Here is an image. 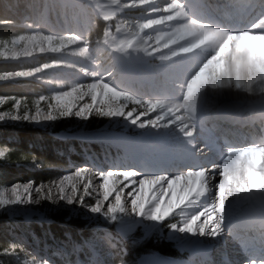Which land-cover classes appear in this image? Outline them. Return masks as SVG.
<instances>
[{"label":"rangeland","instance_id":"obj_1","mask_svg":"<svg viewBox=\"0 0 264 264\" xmlns=\"http://www.w3.org/2000/svg\"><path fill=\"white\" fill-rule=\"evenodd\" d=\"M27 1L23 0V3ZM101 1L32 0L27 13L24 12L25 8L20 10L22 15L20 24L26 30L21 34L0 40V61H20V63L31 64L27 68L22 67L18 71L0 75L1 82L18 85L27 92L22 95H0V123L51 128L55 121L62 119L66 127L53 134L56 138L60 140L73 138L76 141L93 143L92 150L75 153L79 158L81 157L79 166L73 170L74 164H71L72 170H68L69 172L52 184L34 186L16 183L0 190V214L6 215L9 221H6L7 235L12 239L11 246L17 247L21 255H16L15 263L55 264L49 258L53 255L61 260V264H78L69 262L61 253L53 251L55 250L53 246L42 244L43 240L32 233L31 238L28 239L22 232L18 234L17 230L16 232L9 230V227L10 229L14 227L13 223L17 220L48 222L47 215L50 208L64 207L73 211H79L81 208L82 218L92 224L89 231L93 235L85 243L90 251L91 264H113L112 262L116 261L118 256L112 249L113 236L108 231L111 226L118 234L115 237L116 241L135 232L140 233L144 238L151 235L158 239L164 238L174 243L179 251L186 255V259L182 262L195 264L188 246L189 239L182 243L170 240L167 236L171 227L178 226L183 219L184 209L182 208L175 209L167 217L160 215L152 229L138 225L128 233L119 232L118 225L123 217L137 216L138 197L136 187L127 185L124 178V172L131 161L128 157L131 141L122 142L113 139L128 138L125 134L137 136L143 133L126 123L128 115L145 123L147 128L153 127L155 122L160 123L162 112L157 111L158 105L163 100L160 98L176 91L177 88L180 89V95L184 94L187 97L183 99V102L187 106H195L197 108L195 113L205 117L212 115L223 96L234 98L222 100L235 101L241 97L252 96L246 92L247 87L240 74L238 76L241 80L238 76L235 79L232 77L233 81L228 80L231 71L238 72L239 69L242 73L245 71L235 62V59L241 57L244 52L242 50L239 52L234 45L229 53L230 60L226 59L225 55L207 63L208 65L199 75L200 78L198 77L192 84L191 89L187 82L197 71L196 68L186 73L184 68H181V62L178 60L168 62L169 57L164 54L148 60L149 62L139 67L135 74L128 70L130 76L129 78L126 76L129 79L126 82L120 73L121 55L116 46L115 31L120 25L133 27V23L144 20L143 15L149 11V8L144 7L147 9L146 12L145 10L132 12L127 8L114 9V16L104 19L99 15L103 11ZM36 11L40 18L39 25L32 19ZM96 17L115 23L114 27H111L113 23L108 24L104 37L99 42L93 40L95 36L93 39V35L91 36V28L94 25L92 19L95 20ZM39 54L46 60L44 63L39 62L40 58L37 57ZM161 56L164 58L160 59ZM51 58H53L52 61H50ZM104 76L108 78L105 83L109 90L102 93V90H96L93 84L98 81L96 77L101 79ZM204 77L211 79L209 84L203 81ZM253 78H256V75H253ZM224 80L229 84L226 89L223 87ZM210 86L212 88H209ZM208 88L212 94L211 97L215 98H210V94L207 93ZM252 99L261 100L259 96ZM99 113L107 120L105 127L113 131L88 132L85 130L91 115ZM141 150L143 154H148L153 162H158L162 166L155 151L147 147ZM66 151L69 150L64 152ZM120 165L126 168H118ZM176 169L181 174L188 172V168L183 171V167ZM257 173H260L256 177L261 184H257L256 178L252 185L264 191V169ZM107 175L111 178L110 189ZM218 185L219 183L215 186ZM216 189L214 188L213 191L216 192ZM197 229L199 230V227ZM209 240L210 238H207L203 242ZM220 240L219 236L215 243L219 244ZM63 247L61 250L73 253L79 248L75 244L68 248ZM213 250L210 251L211 255ZM196 264L202 263L196 262Z\"/></svg>","mask_w":264,"mask_h":264},{"label":"bare ground","instance_id":"obj_2","mask_svg":"<svg viewBox=\"0 0 264 264\" xmlns=\"http://www.w3.org/2000/svg\"><path fill=\"white\" fill-rule=\"evenodd\" d=\"M200 2L201 0H189V3L186 0H102L100 3L103 11L99 15L104 19H110L114 16V9H132L139 6L149 8V11L143 15L144 20L133 23V27L120 25L115 31V42L121 55L120 73L126 82L129 81L130 76L128 70L135 74L139 67L160 54H164L170 60L177 58L181 62V68L188 73L195 68L196 70L206 68L208 65L206 62L217 60L222 56L226 55V59L231 58L229 53L234 45L237 46L238 51L242 50L245 53L235 59L236 64H240L245 71L243 73L241 69L238 72L231 71L230 74L228 73L230 75L228 80L233 81V78L240 74L247 87L246 92L252 96L241 97L236 99L237 101L222 100L234 98L223 96L225 98L220 99L212 115L205 117L195 113L194 110L197 109L195 106H187L183 102L184 94L179 95L177 88L176 91L160 98L163 99L157 107V111L162 112L160 123L155 122L153 127L147 128L145 123L128 115L126 123L143 133L137 136L126 134L128 138L113 139L122 142L131 141L129 146L131 149L128 152L131 161L124 172V178L127 185L136 187L138 197L137 216L123 217L118 225L119 232L128 233L138 225L152 229L160 215L167 217L175 209L182 208L183 219L178 226L171 227L167 232L168 238L182 243L189 239L188 246L195 264L196 262L217 264L215 261L211 263L205 261L219 233L223 234L232 225H238L242 230L247 224L254 226L264 224V191L252 185L257 178L256 175H260L256 172L264 169V140L260 137L251 138L248 135L250 140H228L227 148L221 150L210 136L214 128L224 132L223 129L229 127L227 122L230 115H247L248 118L243 120L245 131L250 129L255 131L253 127L256 121H258L256 124L261 122L259 112L264 110V29L262 25L253 29L250 27V22H247L243 28L235 30L213 23L216 20L214 17L206 16V20L202 19ZM255 6V10H263L264 0H258ZM186 17L199 21V26L188 25ZM196 17L199 19L197 20ZM172 53L176 55L173 56ZM253 75H256V78H253ZM105 77L101 79L96 77L98 81L93 84L95 89H101L102 93L109 90L105 83L108 78ZM210 80L206 77L203 79L207 84ZM223 87L224 89L229 87L225 80ZM209 88L207 93L212 99L214 96L211 97ZM256 96L261 100L252 99ZM221 117L227 119L224 124L218 123ZM133 120L136 123H132ZM249 121H254L253 125H249ZM193 122L195 134L191 137L184 136L179 129L190 131ZM233 133L244 135L241 126H236ZM206 146L216 150L207 151ZM143 147L155 151L162 166L158 162H153L148 154H143L141 150ZM228 148L233 151L228 152ZM218 150L221 151V155L214 159L211 153L216 155ZM240 150L244 151L240 153ZM226 158L231 161L226 174L212 167L222 163ZM177 167H183L182 171L188 168V172L192 173L203 170L204 177L193 175L173 180V177L181 176ZM118 168L126 167L120 165ZM161 176H167L168 179L162 182L154 179ZM221 181H223V197L221 191L220 194H215L213 191L215 185L217 183L220 185ZM256 182L258 185L261 184L258 178ZM107 183L110 189L112 183L109 175H107ZM189 189L192 191L190 192ZM237 206L238 210H236ZM207 238L210 240L203 242ZM226 250L227 253L224 251L220 253L230 258L221 257L218 259L221 264H264L263 257L252 263L242 258L231 262L234 260V255L241 254H237L233 246H229ZM144 256L139 259L138 264H186L171 259L155 258L152 255Z\"/></svg>","mask_w":264,"mask_h":264},{"label":"trees","instance_id":"obj_3","mask_svg":"<svg viewBox=\"0 0 264 264\" xmlns=\"http://www.w3.org/2000/svg\"><path fill=\"white\" fill-rule=\"evenodd\" d=\"M23 0H0V40L7 39L23 33L26 28L22 27L21 12L29 11V3ZM105 23L101 20L95 22V38L100 40L103 36ZM93 34V35H94ZM39 62L46 60L39 56ZM50 60H53L51 58ZM29 63L20 61H0V75L15 72L26 68ZM27 93L18 85L0 81V95H22ZM107 120L102 114H92L85 126L88 132L99 130H112L105 127ZM65 121H55L51 128L32 127L31 125L18 123H0V190L15 183H25L42 186L52 184L61 174L67 172V167L77 160L72 152L80 150L86 143L69 139L66 141L57 139L53 134L65 128ZM70 151H66L67 148ZM53 207V206H52ZM81 208L73 211L64 207L50 208L47 217L50 222H26L19 220L15 223L16 229L31 230L42 244L50 242H64L65 245L72 239L77 244H82L84 239L91 237L89 227L91 223L82 218ZM7 217L0 214V264H16L15 259L21 256L17 247H12V239L7 235ZM9 231V230H8ZM112 234H116L113 226L109 227ZM23 233V232H22ZM112 248L117 254L114 264H136L141 254L152 253L156 256H169L180 258L175 246L162 238H143L138 232L121 238L119 242L113 240ZM41 245V244H40ZM121 248V250H120ZM84 260H87V250L78 252ZM17 255V256H16ZM71 258L70 253H66ZM55 261H59L53 258ZM87 262V261H86Z\"/></svg>","mask_w":264,"mask_h":264},{"label":"clouds","instance_id":"obj_4","mask_svg":"<svg viewBox=\"0 0 264 264\" xmlns=\"http://www.w3.org/2000/svg\"><path fill=\"white\" fill-rule=\"evenodd\" d=\"M186 19H187L188 25L199 26V21H196V20H194V19H192L190 17H186ZM151 23L152 22L150 21L149 24H151ZM204 27L206 28L207 26H204ZM224 34L227 35V33H224ZM172 55L175 56L176 54L175 53H172ZM159 58L160 59H163L164 57L161 56ZM210 62L211 61H208L206 63H210ZM201 71H202V69L195 71L192 74V76L189 78V80L187 82L189 89H191L192 84L198 79ZM213 87H215V84L214 83H213ZM177 119H179V117H177ZM132 123H136V121L133 120ZM179 130L183 133L184 136L191 137V136H193L195 134V123L193 122L190 131L185 130V129H179ZM227 151L228 152H232L233 149L228 148ZM243 151L244 150H240V153H242ZM230 165H231V161L226 158L222 163H220L218 165H213L212 167L215 168V169H220L221 172H222V174H226V172L229 170ZM193 175L199 176V177L203 178L204 177V171L201 170V171L196 172V173H192L191 171H189V172H185V173L181 174V176L173 177L172 179L173 180H180L182 178H185V177H188V176H193ZM154 179L156 181H158V182H162V181L168 179V177L167 176H161V177H155ZM219 188H220V191H221V196L223 197V195H224L223 181H221V183L219 185ZM181 191H183V189H181ZM189 191L191 192L192 189H189ZM165 203H167V201H165ZM177 203H179V200L177 201Z\"/></svg>","mask_w":264,"mask_h":264},{"label":"snow or ice","instance_id":"obj_5","mask_svg":"<svg viewBox=\"0 0 264 264\" xmlns=\"http://www.w3.org/2000/svg\"><path fill=\"white\" fill-rule=\"evenodd\" d=\"M93 211H96L95 209H93ZM189 230H190V226H189Z\"/></svg>","mask_w":264,"mask_h":264}]
</instances>
